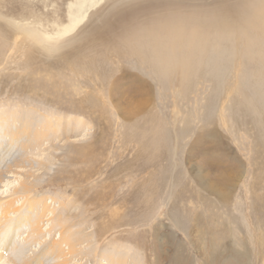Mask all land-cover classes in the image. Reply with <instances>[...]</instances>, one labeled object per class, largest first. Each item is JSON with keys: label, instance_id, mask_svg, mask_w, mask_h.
Instances as JSON below:
<instances>
[{"label": "rangeland", "instance_id": "374dc122", "mask_svg": "<svg viewBox=\"0 0 264 264\" xmlns=\"http://www.w3.org/2000/svg\"><path fill=\"white\" fill-rule=\"evenodd\" d=\"M147 12L146 24L169 9ZM101 13L50 54L0 18V262L38 254L72 229L92 232L97 250L84 241L68 264L105 262L112 246L139 264H264V67L226 53L195 78L164 69L160 78L124 45H101L137 26L87 37ZM41 114L61 116L60 129L14 166L19 143L2 121ZM24 180L30 192L15 193ZM37 199L47 212L31 236Z\"/></svg>", "mask_w": 264, "mask_h": 264}, {"label": "bare ground", "instance_id": "6f19581e", "mask_svg": "<svg viewBox=\"0 0 264 264\" xmlns=\"http://www.w3.org/2000/svg\"><path fill=\"white\" fill-rule=\"evenodd\" d=\"M140 1L142 0H0V18L6 22L7 26L37 41L46 53L50 54L85 31L94 18L102 14L101 12H107L102 25L95 28L92 33H88L87 37L90 39L101 37L113 27L130 29L137 26L123 37L119 36L115 41L111 40L101 45L106 49L115 43L124 45L125 49L131 52L130 54L136 53L138 57H142L141 65L154 66L160 78L164 74L163 69L165 72L167 70L191 71L194 75H190L195 78L199 68L209 64L217 66L218 60H224L226 53H241V57H245L244 53L253 54L258 67H264L259 63L264 61V45L262 46V41L260 42L259 39V36L264 34V0H144L148 2L139 4ZM16 2L27 3L26 7L30 8L24 10H20L19 7L14 8L13 5ZM128 3H132L131 6L127 5ZM171 4L180 8H170ZM153 7L169 9V12L164 16L153 15L154 19L146 24V16L149 14L147 11ZM181 8L191 10L185 11ZM31 11L35 15L33 20L29 16ZM100 18L103 19V17ZM31 25L34 29L30 28ZM36 31H39V34ZM160 70L162 71L159 72ZM256 74L261 78L264 72L258 71ZM51 116L52 114H41L39 120L31 119L29 122H21L13 117L14 125H11L10 120H5L6 118L2 119L4 130L15 137L19 143L18 154L20 155L13 161L14 166L30 162L27 156L28 150H33L32 148L45 139H49L50 135L60 129L61 116ZM17 122H20L19 125ZM9 172L17 173L13 169ZM27 180H24L19 188L16 187L15 193L30 192L33 183ZM43 199L35 200L33 203L35 209L28 210L31 214H27V218L35 224V226L32 225L34 227L31 229V236L42 234L39 223L47 212ZM13 205L12 199L5 202L2 205L4 213L14 208ZM60 232L59 240L44 244L40 253L30 256L24 254L23 257L11 255L8 260L0 263L68 264L72 254L77 255L83 252L78 251V245L84 241L89 242V250H97L92 232L84 234L82 238L78 236V231L72 229L65 232L62 229ZM4 240L5 238L0 234V243ZM19 248L20 245L16 242L14 253L20 251ZM4 255L0 256V260ZM103 255L107 256H105L107 260L99 264H139L137 258L128 260L129 258L120 257L116 246H112L111 251Z\"/></svg>", "mask_w": 264, "mask_h": 264}]
</instances>
